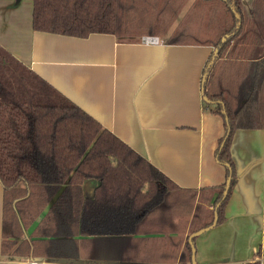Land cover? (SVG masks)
Listing matches in <instances>:
<instances>
[{
  "label": "trees",
  "instance_id": "trees-1",
  "mask_svg": "<svg viewBox=\"0 0 264 264\" xmlns=\"http://www.w3.org/2000/svg\"><path fill=\"white\" fill-rule=\"evenodd\" d=\"M32 2L37 32L212 47L202 93L224 121L216 156L231 183L225 198L226 183L180 187L0 45L1 255L59 264H192L190 236L216 216L217 226L227 220L239 180L236 132L264 130V0H194L188 8L190 0ZM92 180L98 183L87 197L84 185Z\"/></svg>",
  "mask_w": 264,
  "mask_h": 264
},
{
  "label": "crops",
  "instance_id": "crops-1",
  "mask_svg": "<svg viewBox=\"0 0 264 264\" xmlns=\"http://www.w3.org/2000/svg\"><path fill=\"white\" fill-rule=\"evenodd\" d=\"M21 5L0 0V45L5 50L180 187L200 190L227 182L226 168L216 156L224 121L204 105L202 93L212 47L37 32L33 2L31 13H20ZM231 152L239 180L227 220L197 237L196 264H254L264 258V130H238ZM96 186L86 196H93ZM3 193L0 184V264H20L29 259L11 261L1 255Z\"/></svg>",
  "mask_w": 264,
  "mask_h": 264
},
{
  "label": "rangeland",
  "instance_id": "rangeland-1",
  "mask_svg": "<svg viewBox=\"0 0 264 264\" xmlns=\"http://www.w3.org/2000/svg\"><path fill=\"white\" fill-rule=\"evenodd\" d=\"M15 1V4L16 5H20V4H22L21 5V10H20V13H22L23 11L24 12H28L29 10V12L31 13L32 12V0H22V1H17V0H14ZM194 0H190V3L188 4V6H187V8L191 5V3L193 2ZM249 1L250 0H245V2L247 3V4H249ZM187 8H185V10H184V13L186 12V10H187ZM183 13V14H184ZM162 41H165L164 39H163V37L162 38H160ZM97 181H94V180H92V181H90L89 182V184H88V188H86L85 190V193L87 192L88 194H89V190H90V188H93V185H97ZM86 193V194H87ZM87 194V195H88ZM87 197H91V196H87ZM42 261H45V262H47V263H52V264H55L54 262H52V261H50V260H42ZM59 264V263H58ZM74 264H92V263H89V262H81V263H77L76 261H75V263ZM100 264H121V263H112V262H105V263H100ZM122 264H140V263H138V262H126V263H122Z\"/></svg>",
  "mask_w": 264,
  "mask_h": 264
},
{
  "label": "built area",
  "instance_id": "built-area-1",
  "mask_svg": "<svg viewBox=\"0 0 264 264\" xmlns=\"http://www.w3.org/2000/svg\"><path fill=\"white\" fill-rule=\"evenodd\" d=\"M163 42L164 41H162L160 37H155V36H143L141 38V43L144 45H160L163 44ZM258 262L260 264H264V258H261ZM20 264H46V263L39 260H28V261H22Z\"/></svg>",
  "mask_w": 264,
  "mask_h": 264
},
{
  "label": "water",
  "instance_id": "water-1",
  "mask_svg": "<svg viewBox=\"0 0 264 264\" xmlns=\"http://www.w3.org/2000/svg\"><path fill=\"white\" fill-rule=\"evenodd\" d=\"M230 183H231V178H229L226 182V191H225V195H224V198L227 196L228 194V191H229V188H230ZM217 226V216L215 217V221L213 223V226H210L206 229H202L194 234H192L189 238V242L191 243L192 245V251H193V254H192V264H196V247H195V243H193V239L194 238H197L199 237L202 233L210 230L211 228Z\"/></svg>",
  "mask_w": 264,
  "mask_h": 264
}]
</instances>
